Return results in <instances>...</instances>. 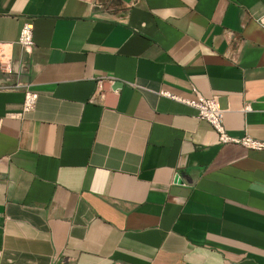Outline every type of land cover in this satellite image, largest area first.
Here are the masks:
<instances>
[{"label":"crops","instance_id":"0c3cea01","mask_svg":"<svg viewBox=\"0 0 264 264\" xmlns=\"http://www.w3.org/2000/svg\"><path fill=\"white\" fill-rule=\"evenodd\" d=\"M0 53V264H264V148L185 102L264 143V0H0Z\"/></svg>","mask_w":264,"mask_h":264},{"label":"built area","instance_id":"2783aa9c","mask_svg":"<svg viewBox=\"0 0 264 264\" xmlns=\"http://www.w3.org/2000/svg\"><path fill=\"white\" fill-rule=\"evenodd\" d=\"M93 5L99 6L98 3H94ZM105 9L110 10V7H106ZM17 43L25 51H29V49L32 47L33 41H32V31H31L30 23L28 22L23 23V25L20 27L17 37ZM3 57H4L3 54L0 53V59H2ZM98 81L100 82L101 79H99ZM163 94L168 96V94L166 93ZM36 97H37L36 92L29 90L27 88L24 89L21 113L27 112L32 108L36 100ZM185 102L197 110V116L200 119L206 120L213 127L220 141L240 142L241 144L254 149L264 148V143L255 141L248 136H244L240 139H235L228 137L225 134L221 125L224 110L217 105L215 97L212 98L198 97L196 101H185Z\"/></svg>","mask_w":264,"mask_h":264}]
</instances>
